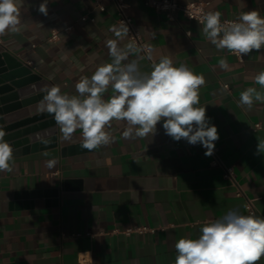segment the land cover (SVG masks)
I'll list each match as a JSON object with an SVG mask.
<instances>
[{
  "label": "crops",
  "instance_id": "1",
  "mask_svg": "<svg viewBox=\"0 0 264 264\" xmlns=\"http://www.w3.org/2000/svg\"><path fill=\"white\" fill-rule=\"evenodd\" d=\"M124 1L155 63L168 56L175 66L204 77L197 107L205 106L217 126L215 147L233 167L235 182L223 177L222 166L198 144L166 135L162 121L154 136L124 138L126 121L113 120L112 141L93 150L82 147L79 129L66 139L56 123L54 141H9L11 171L0 172V264H175L180 238H198L205 222L230 211L247 216L246 197L253 199L254 216L264 218V149L257 153L264 145V102L250 109L239 103L247 88L264 92L254 80L264 71V48L238 57L218 50L202 25L180 11L170 20L143 0ZM189 1L195 0H177ZM206 1L230 19L251 10L264 16V0ZM42 2L22 0L20 31L0 36V51L24 60L47 81L46 88L78 95L81 77L112 62L108 40L125 50L133 44L127 33L115 36L112 29L122 28L111 0H102L104 10L94 0H47V15L38 11ZM53 30L58 37L50 39ZM133 45L124 63L134 60L142 73L151 72V61ZM109 95L111 89L104 94ZM42 99L30 103V115L43 112ZM256 122L260 127L254 128ZM137 227L150 229L124 232ZM256 264H264V256Z\"/></svg>",
  "mask_w": 264,
  "mask_h": 264
},
{
  "label": "clouds",
  "instance_id": "2",
  "mask_svg": "<svg viewBox=\"0 0 264 264\" xmlns=\"http://www.w3.org/2000/svg\"><path fill=\"white\" fill-rule=\"evenodd\" d=\"M22 0H0V36L18 33L21 25ZM38 11L47 15V0ZM221 12L209 11L199 23L200 31L218 50L243 57L264 48V16L256 10L241 12L236 20L221 21ZM122 38L129 30L112 29ZM106 46L111 63L99 65L91 77L83 76L75 84L78 95L62 94L59 86L45 89L40 110L54 116L66 139L81 132L82 147L96 149L109 144L113 137L108 130L111 122L126 121L124 138L154 136L161 121L166 135L175 141L186 140L200 144L211 156L219 139L217 126L210 124L206 107L200 103L199 89L205 84L203 76L196 75L186 65L175 66L168 56H162L149 73H142L136 61H127L133 44L127 50L118 47L117 40H108ZM220 66L228 68L221 59ZM255 83L264 89V71ZM111 89V95L104 94ZM255 101L264 102V92L254 87L241 92L239 103L249 109ZM0 130V172L11 171L13 147ZM264 145L257 146V153ZM48 162V167L54 165ZM198 238H180L175 249V264H256L264 256V218L241 215L230 211L223 218L205 222Z\"/></svg>",
  "mask_w": 264,
  "mask_h": 264
},
{
  "label": "water",
  "instance_id": "3",
  "mask_svg": "<svg viewBox=\"0 0 264 264\" xmlns=\"http://www.w3.org/2000/svg\"><path fill=\"white\" fill-rule=\"evenodd\" d=\"M47 85L41 74L33 72L24 60L6 49L0 51V104L3 110L0 130L5 132L6 141L15 139L13 144L54 141L56 121L53 115L46 111L32 115L28 112L30 103L44 97Z\"/></svg>",
  "mask_w": 264,
  "mask_h": 264
},
{
  "label": "built area",
  "instance_id": "4",
  "mask_svg": "<svg viewBox=\"0 0 264 264\" xmlns=\"http://www.w3.org/2000/svg\"><path fill=\"white\" fill-rule=\"evenodd\" d=\"M96 5L101 9L104 10L105 6L102 3V0H94ZM117 14V24L122 28L123 25L125 24L128 28L127 36L128 38L132 41L133 44L139 47L141 55L148 58L152 65L155 63L154 60L151 59L150 57V48L149 46L145 43V41L142 39L141 33L139 30L135 27V24L133 22V19L130 15H128L125 12V8L127 6L126 2L124 0H111ZM143 3L146 6H150L154 8L155 10L161 11L165 14V16L170 19V20H175L176 11H180L184 17L190 20H196L200 21L202 17L204 16L205 13L212 11L211 9L207 8L208 6V1L206 0H195V1H189L184 4H180L177 2V0H143ZM88 16L86 14L81 16L82 20L87 19ZM231 20H236V19H230L227 17H223L221 15V21H231ZM68 28V27H67ZM58 37V32L56 30H53L50 34V39H55ZM227 87V85L225 84ZM260 127V123L256 122L254 124V128ZM200 148L204 151L206 149L198 144ZM211 162L213 163H218L222 166L223 170V177L226 178L227 180L231 182H235L234 178V170L232 166L225 165L219 158L218 156V150L215 147L213 154L211 155ZM237 193L240 194L241 190L238 189ZM246 209H247V214L248 215H254L255 214V208L253 204V199L246 197ZM150 228L147 227H137V228H127L124 232L125 233H130L131 231L137 230V231H145Z\"/></svg>",
  "mask_w": 264,
  "mask_h": 264
}]
</instances>
